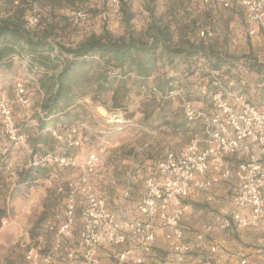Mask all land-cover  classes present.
<instances>
[{
	"label": "rangeland",
	"instance_id": "374dc122",
	"mask_svg": "<svg viewBox=\"0 0 264 264\" xmlns=\"http://www.w3.org/2000/svg\"><path fill=\"white\" fill-rule=\"evenodd\" d=\"M14 1L0 0V21L12 17L30 0H16L18 5H14ZM36 1L43 11L39 23L51 21L55 41L66 46H74L92 33L100 34L103 28L115 36L125 35L126 15L123 13L126 12L132 15L130 30L137 37L146 38L151 22L159 20L161 26L169 28L176 44L202 45L206 53L219 54L232 63L210 73L212 63L203 58L186 64L160 63L158 71L143 85H133L132 80L127 82L130 91L124 109L120 110H106L93 103L87 92L79 102L83 112L81 120L68 129L49 126L51 142L39 146L37 151H33L30 141L38 133L34 116L44 117L39 108L43 95L37 93L34 81L27 80L30 74L23 61L14 58L8 70L0 67V96L4 94L8 99L13 126L23 136L22 140L9 138L0 117V264H42L26 260L31 250L40 257L53 251L56 264H85L77 252L84 225L82 205L76 206L70 236H60L58 228L65 217L68 196L74 194L80 201L76 183L89 154L99 156L96 170L88 176L90 190L112 211L120 205L127 207L130 202H136L156 163L167 152L181 150L194 135L201 134L200 124L185 121L181 108V98L192 100L198 108H209L208 98L200 92L203 86L200 84L211 86L217 78L226 89L227 98L242 95L247 102L264 110V80L247 67L252 60L264 64V32L246 22L245 10L236 0H230V8L207 6L202 0H156L153 6L134 1L129 2L118 17L109 15L102 4L93 0ZM26 9L27 16L28 7ZM76 9L88 14L84 22L74 23L70 19ZM158 78L171 80L172 92L179 93L153 91ZM16 82L24 86L27 105L18 101ZM105 99L110 106V94ZM69 141L74 144L70 146ZM50 155L68 157L72 163L59 166L48 158ZM27 168L42 169L44 176L30 186L19 187L18 174ZM128 187L130 193L124 199ZM197 206L214 211L211 205ZM58 240L60 247L55 250ZM164 241L161 247L151 248L152 253L145 256L141 264H176L168 242ZM106 247L109 246L99 247L96 264H124L118 261L117 255L126 246H111L115 250L110 257L103 254ZM193 254L197 260L194 264H216L213 257L217 253L204 254L199 250L192 252L183 264L189 262Z\"/></svg>",
	"mask_w": 264,
	"mask_h": 264
},
{
	"label": "built area",
	"instance_id": "2783aa9c",
	"mask_svg": "<svg viewBox=\"0 0 264 264\" xmlns=\"http://www.w3.org/2000/svg\"><path fill=\"white\" fill-rule=\"evenodd\" d=\"M122 0H97L105 3L112 17L120 14ZM148 4L149 0H134ZM245 10L246 22L264 32V0H236ZM207 6L220 5L230 8V0H202ZM14 5H18L15 0ZM214 4V5H213ZM41 6L28 5L27 25L35 28L40 21ZM88 17L82 9L73 10L70 19L82 23ZM255 32L252 31V35ZM203 35V33L201 34ZM212 92L203 85L200 92L208 96L209 110H200L193 103L181 98L183 115L189 123H199L201 134L194 135L188 144L177 152H167L155 165L153 173L144 181L142 195L136 203L137 214L132 216L126 207L118 206L110 210L106 202L92 192L88 186V176L99 164L97 153H91L82 165L83 174L76 186L80 201L74 194L68 196L65 217L59 225L58 234L70 236L74 225L76 206L82 205L84 225L78 239V250L85 264H96L100 246H126L117 259L124 264H141L149 254L156 239L155 225L165 230L164 239L168 242L176 264H183L192 252L204 254L218 253L216 246L206 243L216 231L230 229L264 232V110L247 102L242 95L227 98L226 89L217 78L211 82ZM18 101L28 104L25 89L21 82L15 83ZM179 92H171L177 95ZM0 117L4 132L13 140H22L11 119V108L4 94L0 96ZM61 139L60 136H57ZM72 146L74 141H69ZM59 166L72 163L64 156H49ZM239 161L230 168L227 160ZM236 179L231 206L221 210L216 223L204 224L194 242L185 241L181 220L188 209L185 199L192 190L207 192L220 181ZM128 187L123 194L127 198ZM56 242L55 250L60 246ZM208 245V246H205ZM53 251L40 257L29 251L25 258L29 262L56 264ZM264 255V248L260 251ZM71 256V255H69ZM241 264H247L245 260ZM256 264H264L263 259Z\"/></svg>",
	"mask_w": 264,
	"mask_h": 264
},
{
	"label": "trees",
	"instance_id": "16d2710c",
	"mask_svg": "<svg viewBox=\"0 0 264 264\" xmlns=\"http://www.w3.org/2000/svg\"><path fill=\"white\" fill-rule=\"evenodd\" d=\"M155 1L149 0L148 4L153 6ZM34 2L38 4L36 0L26 1L12 17L0 21V67L8 70L14 58L23 61L30 74L27 80L34 81L37 93L43 95L39 108L44 117L34 116L38 121V133L30 141L33 151L51 142L47 132L49 126L68 129L81 120L83 112L79 102L87 92L93 103L106 110H120L124 109L130 91L127 82L132 80L133 85H143L158 71L160 63L186 64L192 59L203 58L212 63L209 73L210 70L219 71L223 65H232L226 57L206 53L202 45L176 44L169 28L161 26L159 20L151 22L146 38L133 35L129 25L132 15H127L124 7L134 0L121 1L118 16L123 12L126 15L123 21L125 35L115 36L103 28L100 34L92 33L74 46L55 41L54 28L49 20L44 24L40 22L35 28L27 25L26 8ZM93 2L97 3V0ZM98 4L108 11L105 3ZM247 67L264 80V64L252 60ZM200 85H207L209 93L212 92L210 84ZM171 86V80L159 79L153 91L171 93ZM108 94L110 106L105 99ZM186 101L196 106L192 100ZM43 176L42 169L27 168L19 172L17 186H30Z\"/></svg>",
	"mask_w": 264,
	"mask_h": 264
},
{
	"label": "crops",
	"instance_id": "0c3cea01",
	"mask_svg": "<svg viewBox=\"0 0 264 264\" xmlns=\"http://www.w3.org/2000/svg\"><path fill=\"white\" fill-rule=\"evenodd\" d=\"M215 7L221 8L219 4L215 5ZM208 109L207 107L204 110ZM233 159L236 158L227 160V164L230 168H234L237 164L236 161L233 163ZM236 182V179L231 177L228 180L220 181L207 192L198 190L191 191L189 197L185 199L188 209L181 220V226L185 232V241L194 242L195 236L201 232L204 224H214L219 220L221 210L231 206L233 188ZM142 192L139 194L140 197ZM139 199L140 198H138V200ZM138 200L136 202H130L126 207L132 215L137 214L136 203ZM199 204L211 205L214 211H209L205 206L198 207L197 205ZM155 232L156 239L152 248L161 247L162 244L165 243L163 238L165 230L161 229L159 224L155 225ZM206 243H210L218 249V253L213 257L216 264H241L243 260H245L247 264H256L264 257V255L260 254V251L264 248V232L236 229L223 232L216 231L208 238ZM105 249L106 253L103 254L109 257L115 250V248L111 246ZM150 254L145 256H149ZM193 256L194 254L190 258L191 260L189 262L187 261L186 264H194L197 262L196 258H193ZM106 260L109 261V259Z\"/></svg>",
	"mask_w": 264,
	"mask_h": 264
}]
</instances>
